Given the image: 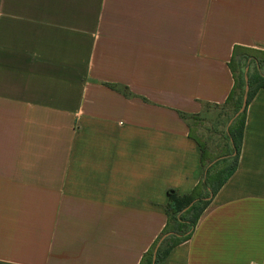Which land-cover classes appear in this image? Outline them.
Masks as SVG:
<instances>
[{
    "label": "crops",
    "instance_id": "1",
    "mask_svg": "<svg viewBox=\"0 0 264 264\" xmlns=\"http://www.w3.org/2000/svg\"><path fill=\"white\" fill-rule=\"evenodd\" d=\"M234 45L264 49V0H0V264H137ZM209 199L160 264H264V88Z\"/></svg>",
    "mask_w": 264,
    "mask_h": 264
},
{
    "label": "trees",
    "instance_id": "2",
    "mask_svg": "<svg viewBox=\"0 0 264 264\" xmlns=\"http://www.w3.org/2000/svg\"><path fill=\"white\" fill-rule=\"evenodd\" d=\"M251 53H259L263 56V59H256L257 56ZM263 62L264 49L237 45L232 47L227 65L232 74L233 84L222 103H231L232 112H235L241 104L245 84L244 75L247 77L248 85L246 105L258 88H264V74L259 71V65ZM250 64H253L252 70L247 69L245 71V68ZM109 86L116 87L115 85ZM121 92L124 95L127 94L125 88H121ZM245 107L231 121L226 129L228 140L226 142L227 147L222 153L223 157L219 158L211 166H206L205 159L210 161L212 158L207 157L204 143L200 142L195 137L193 138L200 151L199 163L202 169V175L196 185L188 193L178 194L173 189L167 190V200L163 207L166 215L164 226L149 247L142 253L137 264H151L152 254L157 244L153 264H160L174 245L189 238L197 219L208 205L210 201L209 198L214 195L236 167L245 119ZM181 117L183 118L184 116L181 115ZM216 166L219 167L211 173ZM167 232H172V234L165 236L159 242L161 236Z\"/></svg>",
    "mask_w": 264,
    "mask_h": 264
},
{
    "label": "rangeland",
    "instance_id": "3",
    "mask_svg": "<svg viewBox=\"0 0 264 264\" xmlns=\"http://www.w3.org/2000/svg\"><path fill=\"white\" fill-rule=\"evenodd\" d=\"M251 54L256 55V59H263V56L259 53ZM252 67L253 64H250L245 68V71L247 69L252 70ZM259 71L264 74V62L259 65ZM231 109V103L204 105L200 113L189 118L190 134L200 142L204 143L207 157L212 158L210 161L205 159L206 166L214 164L217 160L212 164H210V162L221 157L227 147L226 142L228 139L226 136V129L229 126V119L234 114ZM217 167L219 166H216L211 173L214 172Z\"/></svg>",
    "mask_w": 264,
    "mask_h": 264
},
{
    "label": "water",
    "instance_id": "4",
    "mask_svg": "<svg viewBox=\"0 0 264 264\" xmlns=\"http://www.w3.org/2000/svg\"><path fill=\"white\" fill-rule=\"evenodd\" d=\"M244 80H245V84H244V88H243V95H242V99H241V104H240V106H239V108L234 112V114L232 115V117L229 119V121H228V124H230L231 123V121L243 110V108L245 107V105H246V92H247V90H248V85H247V77H246V75H244ZM221 157H223V156H221ZM221 157H219V158H221ZM219 158H216V159H214V160H212L211 162H210V164H212L214 161H216V160H218ZM209 164V165H210ZM172 234V232H167V233H165V234H163L162 236H161V238H160V240H159V242L165 237V236H167V235H171ZM158 242V243H159ZM158 245V244H157ZM157 245H156V247H157ZM156 247H155V249H154V251H153V254H152V259H151V264H153V261H154V255H155V251H156Z\"/></svg>",
    "mask_w": 264,
    "mask_h": 264
}]
</instances>
